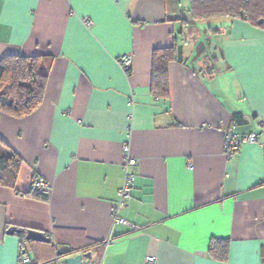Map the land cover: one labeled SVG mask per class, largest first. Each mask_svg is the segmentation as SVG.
I'll use <instances>...</instances> for the list:
<instances>
[{"label": "crops", "instance_id": "obj_1", "mask_svg": "<svg viewBox=\"0 0 264 264\" xmlns=\"http://www.w3.org/2000/svg\"><path fill=\"white\" fill-rule=\"evenodd\" d=\"M184 11L181 0H0V58L50 59L40 104L0 110V152L22 159L13 185L0 184V264H53L69 249L94 264H264V28ZM168 46L158 97L152 51ZM228 130L259 141L227 157ZM126 142L137 162L119 215L133 227L110 217ZM38 180L45 199L28 192ZM211 237L227 239L224 259L208 253Z\"/></svg>", "mask_w": 264, "mask_h": 264}, {"label": "trees", "instance_id": "obj_2", "mask_svg": "<svg viewBox=\"0 0 264 264\" xmlns=\"http://www.w3.org/2000/svg\"><path fill=\"white\" fill-rule=\"evenodd\" d=\"M188 11L193 21L225 16L239 18L264 28V0H188ZM174 53L173 46L158 47L152 51L150 90L155 96H168L167 63L174 57ZM49 65L48 56L19 54L2 56L0 110L16 117L27 115L34 110L43 99ZM21 161V157L10 147L0 152V184L13 185ZM28 192L38 198H47V194L39 193L37 189L31 188ZM20 229L22 232L23 228ZM227 242L226 238L211 237L208 253L214 258L224 259ZM69 251L76 252L74 249Z\"/></svg>", "mask_w": 264, "mask_h": 264}, {"label": "built area", "instance_id": "obj_3", "mask_svg": "<svg viewBox=\"0 0 264 264\" xmlns=\"http://www.w3.org/2000/svg\"><path fill=\"white\" fill-rule=\"evenodd\" d=\"M84 22L89 23L88 19L84 18ZM131 54L125 53L118 57V63L122 68H127L131 62ZM129 127H126V131ZM259 141V134L256 131H249L246 133H237L231 130H228L224 133L223 137V152L227 157L233 155V152L243 143H252ZM122 180L121 184L117 191V199L112 205L110 209V217L112 224L114 223H122L133 227V225L124 217L119 215V210L123 207L127 206L131 197H132V189L134 186V167L136 165L137 159L136 157L132 156L129 152V146L126 143L122 145ZM188 166H191V162L188 160ZM37 191L42 194H47L48 192V185L43 180L37 181ZM19 263L23 264H30L32 261L29 259L28 256L19 255L17 258ZM147 262L152 263L153 257H147Z\"/></svg>", "mask_w": 264, "mask_h": 264}, {"label": "water", "instance_id": "obj_4", "mask_svg": "<svg viewBox=\"0 0 264 264\" xmlns=\"http://www.w3.org/2000/svg\"><path fill=\"white\" fill-rule=\"evenodd\" d=\"M19 232L20 228L10 226L8 232ZM24 237L26 239H32L36 241L48 242L49 238L43 234V232L36 229L27 228L24 231ZM53 264H94L95 260L90 250L87 251H69V250H57L56 256L51 261Z\"/></svg>", "mask_w": 264, "mask_h": 264}, {"label": "rangeland", "instance_id": "obj_5", "mask_svg": "<svg viewBox=\"0 0 264 264\" xmlns=\"http://www.w3.org/2000/svg\"><path fill=\"white\" fill-rule=\"evenodd\" d=\"M181 2H182V8L185 10L184 12H185V16H187L188 17V13H189V11L187 10L188 9V3H187V0H181ZM216 18V17H215ZM218 18V17H217ZM219 51V50H218Z\"/></svg>", "mask_w": 264, "mask_h": 264}]
</instances>
